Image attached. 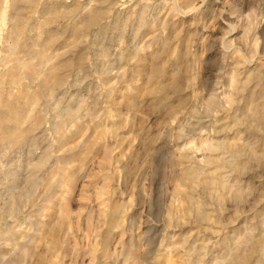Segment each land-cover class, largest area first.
<instances>
[{
	"label": "rangeland",
	"instance_id": "1",
	"mask_svg": "<svg viewBox=\"0 0 264 264\" xmlns=\"http://www.w3.org/2000/svg\"><path fill=\"white\" fill-rule=\"evenodd\" d=\"M256 95L264 0H0V264H264Z\"/></svg>",
	"mask_w": 264,
	"mask_h": 264
},
{
	"label": "bare ground",
	"instance_id": "2",
	"mask_svg": "<svg viewBox=\"0 0 264 264\" xmlns=\"http://www.w3.org/2000/svg\"><path fill=\"white\" fill-rule=\"evenodd\" d=\"M249 92V91H248ZM249 95H252V94H249ZM260 95V94H259ZM261 98V97H260ZM263 98V97H262ZM251 99V98H250ZM261 100V99H260ZM247 105H249L251 108H252V112H251V116L249 117L254 123H255V129L256 130H260V131H263V133H264V103H261V102H259V98H258V96L256 95L255 96V98H254V100H252L251 102H248L247 103ZM242 107V106H241ZM248 107V106H247ZM244 108V107H243ZM246 109V108H245ZM251 110V109H250ZM245 111V110H244ZM247 112V111H246ZM249 119V120H250ZM251 122V121H250ZM249 123V122H248ZM243 125V124H242ZM250 126V125H249ZM248 126V127H249ZM250 128H253L252 126L250 127ZM253 128V129H254ZM246 129H248V128H246ZM252 129V130H253ZM245 130V129H244ZM243 130V131H244ZM251 131V130H250ZM241 132V131H240ZM251 134H253V133H251ZM255 134V133H254ZM257 134V133H256ZM244 136V135H243ZM264 136V135H263ZM260 137V136H259ZM246 138H247V136H246ZM251 139V138H250ZM247 140V139H246ZM244 142V141H243ZM255 142V141H254ZM262 143V142H261ZM258 144H260V143H258ZM225 145V144H224ZM233 145V144H232ZM239 145V144H238ZM215 146H216V144H215ZM235 146V145H234ZM236 146H237V144H236ZM245 146V145H244ZM249 146V145H248ZM251 146V145H250ZM253 146V145H252ZM264 146V144L263 145H261V147H263ZM247 147V146H246ZM254 147H257V146H254ZM218 148V147H217ZM232 148H233V146H232ZM250 148H252V147H250ZM227 149V148H226ZM246 149V148H245ZM259 149V148H258ZM217 150V149H216ZM223 150V149H222ZM253 150V149H252ZM227 151H228V153H230L232 156H230V158H236V157H239V156H241V154H242V152L244 151V147L242 146V147H240V146H238L237 148H235L234 150H229V149H227ZM250 151V150H249ZM224 152V151H223ZM262 152H264L263 150H262ZM262 152H260V153H262ZM227 153V152H226ZM247 153H249V152H247ZM253 153V152H252ZM245 155V154H244ZM259 155V154H258ZM257 155V156H258ZM264 155V154H263ZM263 155H262V157H263ZM250 156V155H249ZM246 157V156H245ZM242 158H243V154H242ZM257 158V157H256ZM249 159V158H248ZM236 160V159H235ZM239 160V159H238ZM237 160V161H238ZM262 160H264V159H262ZM231 161H232V159H231ZM241 161V160H240ZM231 165V164H230ZM232 166V165H231ZM237 166H238V164H237ZM212 186V185H211ZM217 188V187H216ZM218 189V188H217ZM216 190V189H215ZM240 193V192H239ZM240 196V195H239ZM237 199V198H236ZM236 201V200H235ZM200 211H202V210H200ZM200 211H199V216L200 217H202V214H203V212L202 213H200ZM204 216V215H203ZM205 217V216H204ZM264 229V228H263ZM249 236V235H248ZM251 237L249 236L248 238H247V240L250 242H252V240L250 239ZM260 241V240H259ZM258 242V241H257ZM241 243V242H240ZM246 244H248L247 242H245ZM257 244V243H256ZM261 244V243H260ZM254 246V245H253ZM264 247V246H263Z\"/></svg>",
	"mask_w": 264,
	"mask_h": 264
}]
</instances>
